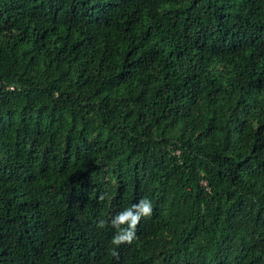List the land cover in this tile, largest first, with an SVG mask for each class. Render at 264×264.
I'll return each mask as SVG.
<instances>
[{
  "label": "trees",
  "instance_id": "1",
  "mask_svg": "<svg viewBox=\"0 0 264 264\" xmlns=\"http://www.w3.org/2000/svg\"><path fill=\"white\" fill-rule=\"evenodd\" d=\"M0 73V264H264V0H0Z\"/></svg>",
  "mask_w": 264,
  "mask_h": 264
},
{
  "label": "clouds",
  "instance_id": "2",
  "mask_svg": "<svg viewBox=\"0 0 264 264\" xmlns=\"http://www.w3.org/2000/svg\"><path fill=\"white\" fill-rule=\"evenodd\" d=\"M106 198L110 199L108 193H102L99 196L101 201ZM153 214V204L148 198L141 199L138 203L132 204L130 207L120 211L111 219V225L116 229L115 235L110 241L115 246L112 249V255L118 256L117 249L123 244H132L137 237V228L143 218L151 217ZM99 228L105 227V221L99 220L97 223Z\"/></svg>",
  "mask_w": 264,
  "mask_h": 264
},
{
  "label": "water",
  "instance_id": "3",
  "mask_svg": "<svg viewBox=\"0 0 264 264\" xmlns=\"http://www.w3.org/2000/svg\"><path fill=\"white\" fill-rule=\"evenodd\" d=\"M0 81H2V75H1V73H0Z\"/></svg>",
  "mask_w": 264,
  "mask_h": 264
},
{
  "label": "built area",
  "instance_id": "4",
  "mask_svg": "<svg viewBox=\"0 0 264 264\" xmlns=\"http://www.w3.org/2000/svg\"><path fill=\"white\" fill-rule=\"evenodd\" d=\"M13 88V87H12Z\"/></svg>",
  "mask_w": 264,
  "mask_h": 264
}]
</instances>
